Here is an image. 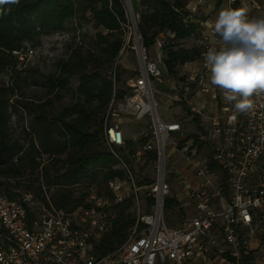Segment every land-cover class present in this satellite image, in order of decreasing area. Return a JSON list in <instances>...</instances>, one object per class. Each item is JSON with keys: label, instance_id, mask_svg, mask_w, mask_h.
<instances>
[{"label": "built area", "instance_id": "1", "mask_svg": "<svg viewBox=\"0 0 264 264\" xmlns=\"http://www.w3.org/2000/svg\"><path fill=\"white\" fill-rule=\"evenodd\" d=\"M120 1L126 17L129 12L127 24L130 21L137 32L133 43L138 68L128 84L129 93L120 100L114 98L112 71L114 87L104 115L103 141L123 177L108 180L102 193L91 189L71 211L51 205L37 209L28 193L10 198L0 182V264H264V95L253 97L252 112L237 113L234 104L210 84L204 54L220 44L204 21L199 22L204 30L191 39L198 59L179 66L180 75L168 73L163 51L178 46L176 37L169 30L160 32L152 58L137 31L133 16L138 19V15L130 0ZM248 1L251 8H258L256 0ZM225 2L226 7H242L239 0ZM203 3L195 0L187 8L189 20ZM154 83L182 106L187 123L197 126L196 135H186L183 120L166 121L160 116L154 99L160 88ZM114 118L146 127L145 141L131 155ZM168 148L177 154L171 156L174 164L183 162L179 174L173 164V173L168 172ZM131 160L142 164L148 160L152 180L139 186ZM167 198L175 199L180 208L192 209L191 214L184 212L187 216L179 226L165 222ZM124 204L130 205L134 224L120 245L100 255L97 246L116 216L114 207Z\"/></svg>", "mask_w": 264, "mask_h": 264}, {"label": "trees", "instance_id": "2", "mask_svg": "<svg viewBox=\"0 0 264 264\" xmlns=\"http://www.w3.org/2000/svg\"><path fill=\"white\" fill-rule=\"evenodd\" d=\"M130 2L133 13L138 15L136 28L145 47H152L157 35L165 30L176 37L178 46L163 51V64L168 73L177 75V67L198 59L199 51L194 46L188 49L180 46L197 38L201 30L199 22L193 23L187 18L186 3L180 0ZM82 3L81 12H89L95 25L104 32L95 35L94 44L101 48L108 56L107 62L111 63L122 45L120 35L127 23L125 9L120 0H82ZM77 12L73 0H19L18 3L0 5V76L9 79L7 85L0 81L1 188L10 198L30 194L37 202V209H49L51 205L71 211L85 201L90 185L104 187L108 180L123 177V171L117 167L103 141L104 115L114 87L109 78L98 72L79 75L77 100L51 117L45 109L50 100L37 103L16 92L17 77L22 72L17 66L22 63L20 54L27 50L25 45H33L36 37L44 32L61 28ZM75 71H78L76 67H70L59 70L53 78L50 76L46 81V93L51 94L53 86L64 88L68 77ZM114 83L117 84L116 73ZM117 88L118 85L114 98L120 100L124 93ZM54 96L60 99L62 95L55 93ZM18 107L31 116L29 133L22 131L16 135L11 128L12 115ZM144 141L142 139L140 144ZM132 144L127 143L125 148L130 151ZM119 152L125 155L124 149H119ZM42 155L48 156L44 163L37 161ZM22 180H27L25 191L4 185V181L19 184ZM81 183L86 189L75 196L73 188ZM50 189L53 192L48 198L46 192ZM177 205L175 199L167 198L164 209L171 210ZM128 208L130 205L124 204L115 216L109 231L97 246L98 254L112 251L125 240L128 229L134 224L132 214L125 212Z\"/></svg>", "mask_w": 264, "mask_h": 264}, {"label": "rangeland", "instance_id": "3", "mask_svg": "<svg viewBox=\"0 0 264 264\" xmlns=\"http://www.w3.org/2000/svg\"><path fill=\"white\" fill-rule=\"evenodd\" d=\"M186 5L194 4L195 0H180ZM204 3L201 6H198L197 12L192 16L193 23L195 21L210 19L214 22L218 12L221 8L226 7L225 0H203ZM78 12L75 17L65 21L61 28L56 30H50L42 33L39 37L33 42V45H25V52L22 53V63L17 66L18 70L22 72L18 75L17 79V90L18 94L22 93L28 99H33L35 102L40 103L42 101L50 100L46 104L45 109L49 111V117L57 113L64 106L70 105L78 98L77 85L79 75L82 73H100L102 76L111 77L112 71L116 73V85H118V90L122 91L126 95L129 93L128 84L136 77L137 75V54L134 49V37L135 33L131 22L129 24L123 25V30L120 35L122 40V46L124 45L123 52L120 50L116 58L110 63L107 62L108 56L103 53L101 48L95 46L94 37L98 33L104 34L103 30L95 25V22L91 18L89 12L82 13L81 5L82 0H73ZM258 8H251V5L248 0H239V5L248 10L249 17H264V0H256ZM224 6V7H223ZM127 17L130 20L129 12L127 10ZM134 20H137L136 16H133ZM208 24V23H207ZM211 25V24H208ZM201 31L204 30V27H200ZM111 41V40H110ZM193 45V40H187L182 43L180 46L183 48H190ZM31 50L32 52H29ZM150 56L154 58L156 55L155 48L150 47L149 52ZM70 67H76L78 71L68 77V82L64 88L61 86H53L51 94H47V85L46 81L49 80L50 76L57 75L59 70H66ZM177 75L183 73L181 67L176 68ZM118 79V80H117ZM118 81V82H117ZM5 85L9 82L2 81ZM163 83L165 81L163 80ZM155 88H160L161 84H153ZM163 85V84H162ZM55 93H60L61 98L56 99ZM164 88H160L159 94L154 96L155 101L157 102V112L164 119H180L185 115L182 106L177 103L170 101L166 95ZM31 116L28 115L26 110L17 108V110L12 115L11 119V128L16 135L22 134V131L31 132L30 129ZM112 122L121 123L122 125H128L130 129L138 131L142 123L134 124L126 119H112ZM188 123H185V131H190L188 128ZM136 134V133H135ZM190 137L194 134L189 132ZM177 134L171 136V141L176 139ZM135 143L130 147V154L138 150L140 141L142 138L138 137ZM168 158V172L173 173V168L176 174H179L182 167V163L174 164V157H171L169 148L167 149ZM47 155H42L37 159L38 162H45ZM130 159V158H127ZM131 166L133 167V172H135L138 185L146 184L148 181L152 180V164L145 160V163L136 162L134 160L130 161ZM173 164V168L171 167ZM35 177V175L33 176ZM27 179V177L25 178ZM42 184V183H41ZM5 186H11V188L16 189V191H25V186L27 185V180H22L19 184L15 181L6 182L4 181ZM13 186V187H12ZM85 184H79L75 186L74 195L78 196L80 192L85 191ZM13 189V190H14ZM44 190V188H42ZM91 189L98 192H103L104 187H99L98 185H90L88 191ZM53 192V189H50L49 192H46L47 197H50V194ZM123 205H118L114 207V213L120 212L123 208ZM125 212H129L134 215L131 211V208H128ZM185 212V211H184ZM184 214L182 212H177V209H164L165 222L168 226L174 227L179 226L182 217ZM130 228L128 229V231Z\"/></svg>", "mask_w": 264, "mask_h": 264}, {"label": "clouds", "instance_id": "4", "mask_svg": "<svg viewBox=\"0 0 264 264\" xmlns=\"http://www.w3.org/2000/svg\"><path fill=\"white\" fill-rule=\"evenodd\" d=\"M18 2L0 0V5ZM211 28L220 46L209 47L204 54L210 84L237 113L252 112L253 97L264 95V17H249L244 7H225Z\"/></svg>", "mask_w": 264, "mask_h": 264}, {"label": "crops", "instance_id": "5", "mask_svg": "<svg viewBox=\"0 0 264 264\" xmlns=\"http://www.w3.org/2000/svg\"><path fill=\"white\" fill-rule=\"evenodd\" d=\"M191 4H188L186 6V8H188L189 6H191ZM203 21L206 22V23H208V24H212L213 23V21H211L209 18L208 19H205V20H200V21H197L196 20L195 22H203ZM208 24H207V26H209ZM184 113H185V115H182L183 117H181L179 120H183V127L185 128V123H187V121H188V117H187L188 115H187V113H186L185 110H184ZM126 120H128V119H126ZM165 120L166 121H172V120H177V119H173L172 118V119H165ZM128 121H130V120H128ZM130 122H132V121H130ZM119 124H120V127H121L122 131H123L126 144L127 143H135V141L137 140L136 138H138V137L142 138V133L143 132H146V127H145L144 123H142V125L139 128H137L138 131H135V130L132 131V129H130V127L128 125H125L124 126L121 123H119ZM134 124H137V123H134ZM138 124H140V123H138ZM187 128L190 130L189 132H192V134H194V135H196L198 133V129H197V126H196L195 123H188V127ZM185 132H186V135L189 134L188 131H185ZM139 148H140V146H139ZM169 151H170V155L171 156L172 155H177L176 153H172V149L169 150ZM178 205L177 206H174L173 209L179 208L178 209V212H183L184 213V211H185L187 214H191L192 213V209L189 208L188 206H184L183 208H180Z\"/></svg>", "mask_w": 264, "mask_h": 264}, {"label": "water", "instance_id": "6", "mask_svg": "<svg viewBox=\"0 0 264 264\" xmlns=\"http://www.w3.org/2000/svg\"><path fill=\"white\" fill-rule=\"evenodd\" d=\"M7 76H0V81H7Z\"/></svg>", "mask_w": 264, "mask_h": 264}]
</instances>
